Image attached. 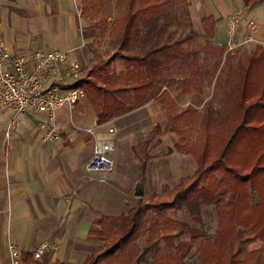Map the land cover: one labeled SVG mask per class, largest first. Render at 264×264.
<instances>
[{
  "label": "trees",
  "instance_id": "trees-1",
  "mask_svg": "<svg viewBox=\"0 0 264 264\" xmlns=\"http://www.w3.org/2000/svg\"><path fill=\"white\" fill-rule=\"evenodd\" d=\"M263 1L248 0V4ZM82 4L83 20L90 18L94 26L109 23L105 0H82ZM114 4L117 16L111 32L122 31L119 50L108 60L92 66L88 76L77 81L75 86L85 90L98 125L145 106L164 87L170 89L171 93L167 92L162 98L168 104L167 127L163 129L157 125L147 139L133 147L141 165V177H144L154 139L164 133L182 135L176 123L179 116L172 112L177 101L171 94H184L191 88L202 91L206 87L207 81L198 65L202 52L185 48L184 39L172 42L170 36L163 41L158 37L159 18L176 7L177 0H114ZM215 26L212 17L204 21L206 42L211 41L214 46ZM108 31L105 27L103 33ZM94 52L98 56L97 50ZM230 54L224 83L229 100L219 117L226 120L219 119L215 126L223 128L218 133V141L214 143L209 137L212 114L208 113L203 123L206 139L200 155L196 154V149L186 150L184 140L169 149V154L174 151L192 154L197 161L195 172L163 193H152L147 201L138 199L133 208L119 217L97 218L89 235L101 244L82 264H143L149 255L153 256L154 264H188L187 258L195 247L199 257L194 264H219L220 257L225 254L228 255L225 264H258L261 253L247 252L246 246L264 242V221L251 213L236 215L234 210L244 199L255 209L261 198L264 46L244 56ZM120 60L123 71L117 73L115 64ZM174 71L179 75L173 76ZM249 154L254 158L246 161ZM206 207H214L220 223L223 218L229 221L232 235L227 245L221 243V232L217 230L213 234L204 222L203 209ZM181 211L188 214L191 222L172 217L173 213ZM185 235L189 236V241L180 240ZM23 255L26 264H49L46 259L34 260L31 253Z\"/></svg>",
  "mask_w": 264,
  "mask_h": 264
},
{
  "label": "crops",
  "instance_id": "crops-1",
  "mask_svg": "<svg viewBox=\"0 0 264 264\" xmlns=\"http://www.w3.org/2000/svg\"><path fill=\"white\" fill-rule=\"evenodd\" d=\"M80 2L0 0V33L6 48L13 54L40 50L68 52L85 72L82 78L87 77L99 61L94 52L98 44L88 23L80 16ZM188 2L202 25L210 17L216 21L213 42L217 47L228 50L227 18L236 13L242 15V20L233 42L239 44L250 35L248 24L254 21L259 25L252 33L254 40L239 49L250 52L264 46V1L256 5H249L248 0ZM167 92L171 93L164 87L145 106L103 125L97 124L94 107L86 97L74 109L58 112L61 134L58 141L46 139L41 127L45 117L38 114L18 116L10 136L6 137L13 112L0 108V264H10L9 244L20 247L24 254H32L42 243L59 247L58 252L45 253L43 260L49 264H82L101 244L89 235L97 218L119 217L133 208L138 199L147 201L156 193L151 188L156 177L154 167L166 165L167 180H162L161 185L172 187L195 172L196 161L191 154L162 153L164 146L169 147L170 133H164L152 142L151 146L160 151L151 156L145 176L141 177V165L133 147L147 139L157 125L167 127L168 104L162 101ZM171 97L175 98L173 94ZM109 129H115L111 157L116 168L102 178L88 171L87 166L94 151L95 134L108 135ZM171 176L175 178L169 180ZM140 185L144 191L142 197L135 195Z\"/></svg>",
  "mask_w": 264,
  "mask_h": 264
},
{
  "label": "rangeland",
  "instance_id": "rangeland-1",
  "mask_svg": "<svg viewBox=\"0 0 264 264\" xmlns=\"http://www.w3.org/2000/svg\"><path fill=\"white\" fill-rule=\"evenodd\" d=\"M187 2L188 0H177L178 5L170 9L167 13L164 14V16L159 18V21L157 22V31H159L158 37H160V40L163 41L164 39H166L167 36H170L172 42L181 41L182 39H184L183 46L185 48L201 50L202 60L198 63V65L200 67V71L204 74V78L206 79L207 83L205 84L206 87H204L202 91H198L196 89L192 90L191 88L190 92H185L184 94L173 93L174 97L176 98V100H178V103L180 104L174 106L172 108V112L173 115L177 117L179 116L176 120V123L178 125V128L181 130L182 135L179 136L176 133H170L169 140L167 141L169 147H167L166 149L164 146L162 150V153L165 154L168 153L169 149L175 146L176 143L182 142V140H184L182 143L185 144L186 150L191 151L196 149V154L200 155L202 146L204 145L203 141L204 139H206L205 127L203 123L208 113L212 114V121L210 125L211 135H209V137L210 139H212V141H214V143L218 141V133H220L223 128L215 126H217L218 120L220 119V115L224 112V104L228 103L227 101L229 100L228 96H226L225 94L226 88L224 86L226 70L228 69L227 60L229 59L231 55L230 53L232 52H235L236 55L240 56H244L248 53L247 50L242 49L230 51L229 53L227 52L228 50L224 52L221 48L214 46L211 41L206 42L207 39L205 38L204 24L202 25L201 22L196 20V17H194L193 15L191 6L190 4L188 6L189 2ZM105 3L109 15L108 24L102 23L99 26H94L95 22L93 20H91L90 18H84V21H86L89 25L90 33L93 31L96 33V35H94L96 36V42L98 44V47H95L98 52V62L106 61L114 54H116L119 50V46L121 43L122 31L118 33L111 32V27H114L113 23L117 16L114 0H105ZM82 10L83 4L81 0L79 6L80 16L82 15ZM147 26L149 25L147 24ZM105 27H108L109 31L104 34L103 30ZM115 65L116 72L121 73L123 71V64L121 60L117 61ZM178 75L179 74L176 71L173 72V76ZM220 120L223 121L226 120V118ZM157 138L158 136L154 139L153 144L155 143ZM211 143L212 145H214L213 142ZM159 149L160 148L156 149L155 146H150L151 156L157 155L158 151H160ZM253 158L254 156H252V154H249L245 157V160L251 161ZM166 169L167 168L164 163L157 165V168L154 167L153 173L154 177H156L154 178V182L152 183L151 188H153L156 193H163L166 190L172 188L170 184L168 186L161 185L163 184L162 180H167V176L165 174ZM180 170L181 168L178 170L177 173H179ZM160 173H163V175ZM173 176L176 175L174 174ZM173 176L169 177V180H173L175 178ZM156 178H158L159 180H157ZM259 187L261 189V198L259 206H257L255 209H251L246 199L241 200L234 210V213L236 215L251 213V216L256 217L261 221H264V178L261 180ZM147 190H150V186H147ZM172 217L178 220L191 222V219L189 218L186 212L181 211L178 213H173ZM203 220L205 223H207L210 228V231L213 234H215L217 230L221 232V243L223 246L227 245L232 235V228L229 224V221L226 218H223L222 223H220L218 221V218H216L215 216L214 207H206L203 209ZM221 225L222 229H220ZM180 240L189 241V236L185 235ZM140 244L141 246H143L144 241L141 240ZM246 251L250 253H261L259 256L258 264H264L263 241L249 243L246 246ZM227 256L228 255L225 254L223 257H220L219 264H225ZM146 257L147 258L143 264H154L152 255ZM198 257L199 251L197 247H195L187 258V263H196L198 261ZM215 262L217 263L216 260Z\"/></svg>",
  "mask_w": 264,
  "mask_h": 264
},
{
  "label": "built area",
  "instance_id": "built-area-1",
  "mask_svg": "<svg viewBox=\"0 0 264 264\" xmlns=\"http://www.w3.org/2000/svg\"><path fill=\"white\" fill-rule=\"evenodd\" d=\"M241 20L242 15L239 13L227 18L230 38L227 52L235 51L254 40L252 33L258 30L259 25L251 21L248 24L251 34L245 36L239 44L233 42ZM84 73L79 61L65 51L40 50L28 54H13L6 48L0 33V108L13 112L6 137L10 136L18 116L38 114L45 117L41 127L46 132V139L60 140L58 112L64 108L74 109L87 97L83 88L75 86ZM114 134L115 129H109L105 136L95 134L94 151L87 169L102 178L116 168L111 157ZM48 251L58 252L59 247L53 243H42L32 255L35 260H41ZM8 252L10 264H25L24 252L20 247L9 244Z\"/></svg>",
  "mask_w": 264,
  "mask_h": 264
},
{
  "label": "water",
  "instance_id": "water-1",
  "mask_svg": "<svg viewBox=\"0 0 264 264\" xmlns=\"http://www.w3.org/2000/svg\"><path fill=\"white\" fill-rule=\"evenodd\" d=\"M135 195L138 196V197H142V196H144V191H143L141 185H140V188H139V190L136 192Z\"/></svg>",
  "mask_w": 264,
  "mask_h": 264
}]
</instances>
